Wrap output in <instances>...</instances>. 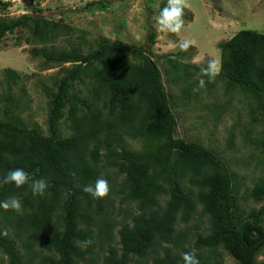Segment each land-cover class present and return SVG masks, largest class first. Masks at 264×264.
Here are the masks:
<instances>
[{"label":"trees","instance_id":"1","mask_svg":"<svg viewBox=\"0 0 264 264\" xmlns=\"http://www.w3.org/2000/svg\"><path fill=\"white\" fill-rule=\"evenodd\" d=\"M8 7L0 2V12ZM16 32L22 33L17 45L32 47L29 54L41 71L60 69L43 90L44 129L0 118V181L17 168L28 177L20 188L0 184V200L14 196L22 205L21 213L0 209V264H183L184 252L194 253L199 264H224V256L234 264H264L258 260L264 253V209L239 210L241 199L264 201V173L240 196L217 151L176 137L173 95L150 56L153 29L144 46L101 37L85 50L86 43H68L77 34L69 24L33 9L0 19V40ZM218 50L221 70L214 78L223 96H241L249 127H264V33L240 30ZM163 58L174 70L166 82L177 83L184 107L199 101L202 90L216 88L203 68ZM1 75L4 115L27 112L25 94L14 92L20 76L12 70ZM230 108V100L201 106L214 121ZM261 133L253 140L242 134L243 146L259 154L257 165L264 164ZM101 175L109 193L92 199L83 188ZM41 178L48 187L34 196L30 184Z\"/></svg>","mask_w":264,"mask_h":264},{"label":"rangeland","instance_id":"2","mask_svg":"<svg viewBox=\"0 0 264 264\" xmlns=\"http://www.w3.org/2000/svg\"><path fill=\"white\" fill-rule=\"evenodd\" d=\"M96 1L106 4V8L88 7V4ZM163 1L0 0L9 3V7L4 12H0V19L10 21L30 10L38 9L41 15L54 21L62 20L75 29L77 34L72 39L68 38V43H86L82 45L85 50L88 45L94 46L101 37L109 41L118 40L128 45L144 46L147 43L149 29H153L156 38L150 56L159 68L167 92L173 95L171 108L178 117L176 137L217 151L225 164L230 166L238 182L239 195L244 196L256 179L264 173V164L257 165L259 154L252 146H243L242 134L245 135L243 138L253 140L260 137L264 127L260 125L249 127V109L246 102L237 94L232 97L223 96L222 83L215 79L216 77L214 90L209 94H206V90H202L196 96L199 101L194 98L184 107L185 100L180 98L177 83L169 85L166 82L174 70L165 64L163 56L169 55L172 59H179L200 69L207 67L210 60L219 62L220 42L228 40L243 29L264 33V0H182L184 25L179 33H162L158 30L155 17L161 11L160 5ZM165 1L167 7L168 0ZM17 36H22V33L6 35L0 40V82L4 70L17 73L20 79L14 86V92L21 91L25 94L30 109L27 112L14 114L9 111L4 115V109L0 106V118L9 117L22 125L36 124L44 129L47 98L43 90L52 85L60 67L41 71L39 61L29 54L32 47L24 44L23 41L17 45ZM185 42L189 46L181 50V45ZM60 46L61 44H58L56 48ZM229 100L230 111L223 114L218 121H214L212 114L206 109H201L203 104L211 101L224 103ZM245 127H249L251 134L244 132ZM229 135L232 136L230 145L227 144ZM130 146L138 149V144L130 143ZM261 208L264 209V201L258 204L250 200L239 201V210L243 213L248 212L249 209ZM258 260H264V253ZM224 264H234V260L224 256Z\"/></svg>","mask_w":264,"mask_h":264},{"label":"clouds","instance_id":"3","mask_svg":"<svg viewBox=\"0 0 264 264\" xmlns=\"http://www.w3.org/2000/svg\"><path fill=\"white\" fill-rule=\"evenodd\" d=\"M183 7L182 0H168V6L164 7L159 14L155 17L158 30L162 33H179L184 25L182 19ZM188 43L185 42L181 45V50L188 48ZM220 64L217 60H210L206 68L201 71L209 78H214L220 72ZM204 81H200V87H203ZM196 89H194L195 91ZM28 182V177L22 168L12 170L6 175L0 184H14L16 188H20ZM48 187V183L45 179L33 180L30 184L32 194L34 196H43ZM83 191L87 193L92 199H100L108 195L109 184L103 177L99 176L94 184L87 185L83 188ZM0 209L5 211L11 210L16 213L22 212L21 201L17 197H9L6 200H0ZM183 264H199L198 259L192 252H184L181 256Z\"/></svg>","mask_w":264,"mask_h":264}]
</instances>
